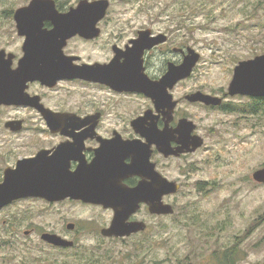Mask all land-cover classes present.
Segmentation results:
<instances>
[{
  "label": "rangeland",
  "instance_id": "374dc122",
  "mask_svg": "<svg viewBox=\"0 0 264 264\" xmlns=\"http://www.w3.org/2000/svg\"><path fill=\"white\" fill-rule=\"evenodd\" d=\"M29 1L0 0V41L24 40L17 35L13 13ZM55 1L63 11L78 2ZM108 7L100 34L88 41H126L137 27L146 26L199 54L177 95H222L239 61L264 54V0H110ZM68 41L85 40L75 36ZM76 94L86 99L100 91L78 89ZM224 100L229 101L226 110L183 104L203 145L165 165L167 174L181 181L167 200L173 214L145 213L147 227L141 234L109 238L99 231L109 226L111 211L76 201L27 199L0 210V264H222L223 252L233 246L235 264H264V183L251 176L264 166V106L252 116L240 111L251 98ZM5 116L0 110V122ZM2 134L0 167L53 140L35 131ZM42 232L66 234L74 246L53 247L41 240Z\"/></svg>",
  "mask_w": 264,
  "mask_h": 264
},
{
  "label": "flooded vegetation",
  "instance_id": "af4514ba",
  "mask_svg": "<svg viewBox=\"0 0 264 264\" xmlns=\"http://www.w3.org/2000/svg\"><path fill=\"white\" fill-rule=\"evenodd\" d=\"M55 4L60 12L77 6L72 5L63 11L59 9L57 1ZM102 19L96 24L98 28ZM44 27L51 28L50 22H45ZM144 31L148 32L149 38L154 39L136 41ZM82 39L85 41L67 40L61 44L58 51L63 63L57 65L70 71L49 84L37 79L18 82L14 70L25 56V41H0V88L6 94L3 102H0V110L6 114L0 122V130L4 132L1 136L35 131L53 139L50 144L36 145L28 154L16 155L14 159L6 161L0 167V183L7 181L8 187H17L26 169H31L37 177L42 173L55 179L49 183L53 189L88 188L78 195L86 197L95 193L99 197L103 193L93 188L100 183L120 189H133L143 183L152 187L155 170L166 180L180 186L179 178L170 177L165 165L167 161L181 159L199 148L176 154L184 147V127L181 121L186 119L191 122L190 137H201L196 122L182 111L184 102H189L186 99L189 94H176L185 78L167 87L165 102L161 105H157L151 96L137 86L160 81L170 68L181 66L186 55L193 49L184 41H173L167 32L146 26L137 27L126 41ZM31 50L34 51V48ZM126 65L129 70L122 69ZM131 66L134 68L132 71ZM195 67L196 64L191 74ZM78 89H97L100 95H88L83 99L76 94ZM212 95L217 96V93ZM218 97L222 98L219 106L205 105L199 101L189 103L225 110L229 101L225 102L224 99L228 96L223 92ZM133 101H136V106L130 104ZM119 106L124 111H120ZM163 147L167 154L162 151ZM39 154L43 156L38 157ZM134 167L137 172H134ZM105 194L111 196L109 192ZM171 195L165 194L162 197L163 203H168ZM27 199H40L47 204L76 201L85 206L106 209L111 211L107 225L114 215L112 208H104L101 203L84 201L70 195L54 200L40 196L20 197L0 210ZM141 213L144 216L139 218ZM145 213L154 215L146 203L140 202L139 208L129 216L128 221H142L146 224ZM141 232L132 233L130 237ZM51 233L67 238L61 232Z\"/></svg>",
  "mask_w": 264,
  "mask_h": 264
},
{
  "label": "water",
  "instance_id": "95a60500",
  "mask_svg": "<svg viewBox=\"0 0 264 264\" xmlns=\"http://www.w3.org/2000/svg\"><path fill=\"white\" fill-rule=\"evenodd\" d=\"M108 6L109 0H80L76 7L60 12L56 8L54 0H30L27 5L18 7L13 13V20L17 35L24 38L26 49L24 58L19 62L18 68L14 70L18 82L37 79L49 84L59 76L66 75L70 70L57 65V63H63L58 51L61 44L75 35L85 39L97 37L100 34V28L96 24L105 16ZM45 22H50L51 28L44 27ZM149 39L154 38H149L148 32L144 31L140 33L136 41H148ZM36 41L42 42L36 43ZM32 48L34 51L31 50ZM190 51L186 55L184 63L176 69L170 68L160 81L148 85L140 84L137 87L151 96L157 105L164 103L167 87H172L181 78L189 77L192 68L198 61L199 54L194 50ZM122 69L129 70V67L126 65ZM133 69L131 66L130 71ZM226 95L231 97L235 95L254 98L264 97V54L239 61L235 65ZM5 97V92L0 88V102H3ZM186 99L191 102L199 101L205 105L218 106L222 103L221 97L202 91L191 93L186 96ZM181 126L184 127V149H179L176 154L182 151H193L203 145L202 137L189 136L192 129L190 121L182 120ZM159 143L161 144V141ZM162 151L167 154L164 147ZM41 156L43 154L38 155V157ZM134 172H137L136 167H134ZM148 175L150 176V171H148ZM251 176L254 181L264 183V166L254 170ZM54 180L50 178V175L42 173L37 177L31 169H26L19 186L8 187L7 181L0 183V208L20 197L40 196L54 200L65 195L78 196L84 201L97 202L101 203L104 208H112L114 211L113 218L109 226L102 228L100 232L106 237H123L143 231L146 227L142 221H128L129 216L139 208L140 202L146 203L152 214H173V206L169 203H163L162 197L165 194L176 193L180 187L176 182L163 178L155 170H153L152 187L143 183L133 189H120L110 188L100 183L96 188H93L103 193L99 197H96L95 193L86 197L81 194L78 195L88 188L53 189L49 183ZM108 192L111 196L105 194ZM68 228H73V224H68ZM40 238L54 246L70 247L73 245V241L55 233L44 232Z\"/></svg>",
  "mask_w": 264,
  "mask_h": 264
},
{
  "label": "trees",
  "instance_id": "16d2710c",
  "mask_svg": "<svg viewBox=\"0 0 264 264\" xmlns=\"http://www.w3.org/2000/svg\"><path fill=\"white\" fill-rule=\"evenodd\" d=\"M251 99L253 101L250 102L247 105V107H243L242 109H240V111L246 112L252 116L259 115L260 111H262L261 109L264 106V97L259 99L258 98H251ZM197 185L199 188L203 189L202 182L198 183ZM236 256H237L236 247L235 246L230 247L223 252V257H222L223 260L221 262L222 264H235ZM95 264H99L98 260L95 261Z\"/></svg>",
  "mask_w": 264,
  "mask_h": 264
}]
</instances>
